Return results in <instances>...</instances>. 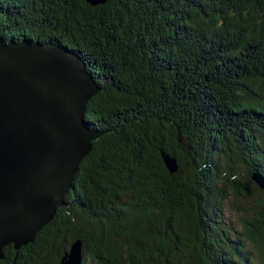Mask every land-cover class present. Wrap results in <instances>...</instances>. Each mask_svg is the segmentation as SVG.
Listing matches in <instances>:
<instances>
[{"label": "trees", "instance_id": "1", "mask_svg": "<svg viewBox=\"0 0 264 264\" xmlns=\"http://www.w3.org/2000/svg\"><path fill=\"white\" fill-rule=\"evenodd\" d=\"M0 36L79 54L103 133L55 219L0 264H61L77 241L83 264H264V0H0ZM228 191L259 208L243 234Z\"/></svg>", "mask_w": 264, "mask_h": 264}, {"label": "water", "instance_id": "2", "mask_svg": "<svg viewBox=\"0 0 264 264\" xmlns=\"http://www.w3.org/2000/svg\"><path fill=\"white\" fill-rule=\"evenodd\" d=\"M92 7L110 0H85ZM102 89L79 54L56 43L0 36V262L5 249L20 251L65 205L83 160L103 133L85 121ZM177 173L175 159L163 155ZM254 185L264 192V177ZM73 243L62 264H83Z\"/></svg>", "mask_w": 264, "mask_h": 264}, {"label": "rangeland", "instance_id": "3", "mask_svg": "<svg viewBox=\"0 0 264 264\" xmlns=\"http://www.w3.org/2000/svg\"><path fill=\"white\" fill-rule=\"evenodd\" d=\"M239 170L240 174L238 176V179L240 183H242L243 186L248 185L249 187H251L252 184L246 169L240 168ZM255 189L258 190L256 186ZM236 207H239L240 209L238 210L236 209ZM257 210H259V208L257 207V204L255 203L253 198L247 197L245 195L235 196L234 192L228 191L226 199L223 202L222 217H224V223L226 224V226H228L230 229L234 230L239 234H243L245 233L246 229L244 221H246L248 217L253 216L254 212H257ZM245 241L247 242V245L251 247L252 250L255 252V245H253V243L249 239L245 238ZM252 261H257L256 255L254 254L252 257ZM49 264H52V262H50Z\"/></svg>", "mask_w": 264, "mask_h": 264}]
</instances>
